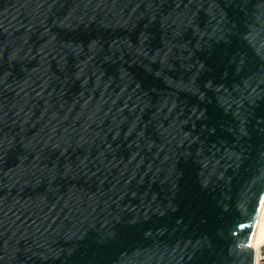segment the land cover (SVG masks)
<instances>
[{
  "label": "water",
  "instance_id": "1",
  "mask_svg": "<svg viewBox=\"0 0 264 264\" xmlns=\"http://www.w3.org/2000/svg\"><path fill=\"white\" fill-rule=\"evenodd\" d=\"M264 0H0V264H252Z\"/></svg>",
  "mask_w": 264,
  "mask_h": 264
},
{
  "label": "bare ground",
  "instance_id": "2",
  "mask_svg": "<svg viewBox=\"0 0 264 264\" xmlns=\"http://www.w3.org/2000/svg\"><path fill=\"white\" fill-rule=\"evenodd\" d=\"M262 201H264V196ZM263 241H264V203L261 202L256 217L254 219L253 225L247 237L246 245L249 248L254 249V253H255L256 249Z\"/></svg>",
  "mask_w": 264,
  "mask_h": 264
},
{
  "label": "built area",
  "instance_id": "3",
  "mask_svg": "<svg viewBox=\"0 0 264 264\" xmlns=\"http://www.w3.org/2000/svg\"><path fill=\"white\" fill-rule=\"evenodd\" d=\"M253 264H264V241L259 245L254 253Z\"/></svg>",
  "mask_w": 264,
  "mask_h": 264
},
{
  "label": "snow or ice",
  "instance_id": "4",
  "mask_svg": "<svg viewBox=\"0 0 264 264\" xmlns=\"http://www.w3.org/2000/svg\"><path fill=\"white\" fill-rule=\"evenodd\" d=\"M262 203H264V201H262Z\"/></svg>",
  "mask_w": 264,
  "mask_h": 264
}]
</instances>
